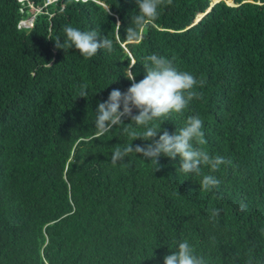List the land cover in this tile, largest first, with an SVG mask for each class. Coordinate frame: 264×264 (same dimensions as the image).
Segmentation results:
<instances>
[{"label":"trees","instance_id":"trees-1","mask_svg":"<svg viewBox=\"0 0 264 264\" xmlns=\"http://www.w3.org/2000/svg\"><path fill=\"white\" fill-rule=\"evenodd\" d=\"M216 1L166 0L128 40L136 0H0V264H164L184 239L208 264H264V0ZM65 26L96 30L112 51L58 49ZM152 54L203 81L200 99L153 123L171 134L203 120L194 146L231 161L210 192L209 169L185 174L179 157L133 152L113 166L116 147L151 141L95 127L98 104L142 80Z\"/></svg>","mask_w":264,"mask_h":264},{"label":"clouds","instance_id":"clouds-1","mask_svg":"<svg viewBox=\"0 0 264 264\" xmlns=\"http://www.w3.org/2000/svg\"><path fill=\"white\" fill-rule=\"evenodd\" d=\"M136 3L138 12L132 17V24L126 30L128 40L138 39L143 29L158 19L162 6H166V0H136ZM170 3L171 0H167V4ZM33 17L35 19V16ZM30 19L22 20L19 27L31 28L21 26L22 22ZM63 32V40L59 37L55 39L58 49L66 51L74 48L84 59L92 58L101 49L112 51V40L101 37L96 30L82 31L65 26ZM46 66L51 67L49 63ZM143 67L145 76L142 80L137 82L134 74L127 76L132 81L131 86L125 92L113 89L108 99L100 102L96 109L95 127L98 134L102 135L114 127L125 125L122 132L133 141H151L144 146L133 147L131 143L116 147L111 156V163L115 166L118 161L125 160L133 152L157 165L161 156L173 160L179 157V171L185 174L199 175L202 167L209 169L210 174L204 175L201 180L200 187L203 192H210L219 187L220 180L211 173L218 171L221 165L231 164V161L219 155L213 156L202 147L194 146V142L196 145L206 143L202 131L204 122L198 115L190 116L184 127L171 134L167 130L160 134L161 127L158 128L153 123L172 113H181L193 99H200L201 94L194 91V87L197 84L202 86L203 81H197L187 71H178L171 60L156 54L145 57ZM86 88V84L81 86L79 97L87 96ZM133 109L137 110L138 114L134 115ZM125 120L131 122L125 123ZM133 125L142 126L145 130L138 132ZM246 209L247 205L241 202L240 211L244 212ZM219 215L220 210L213 209L211 219L215 220ZM164 264H208V261L203 255H198L196 248L184 239L176 242L174 250L164 257Z\"/></svg>","mask_w":264,"mask_h":264},{"label":"rangeland","instance_id":"rangeland-1","mask_svg":"<svg viewBox=\"0 0 264 264\" xmlns=\"http://www.w3.org/2000/svg\"><path fill=\"white\" fill-rule=\"evenodd\" d=\"M215 3H217V2H215ZM233 2L232 1H228V4H230V5H233L232 4ZM34 9V8H33ZM33 11H35V13L36 12H38L39 10L38 9H34ZM199 18V17H198ZM33 19H34V17H32L30 20H28L27 22L29 23L30 22V24H32L33 23Z\"/></svg>","mask_w":264,"mask_h":264},{"label":"built area","instance_id":"built-area-1","mask_svg":"<svg viewBox=\"0 0 264 264\" xmlns=\"http://www.w3.org/2000/svg\"><path fill=\"white\" fill-rule=\"evenodd\" d=\"M20 2H23L24 0H19ZM21 26H23V27H32L33 25L32 24H30V22L28 23V22H22L21 23Z\"/></svg>","mask_w":264,"mask_h":264},{"label":"water","instance_id":"water-1","mask_svg":"<svg viewBox=\"0 0 264 264\" xmlns=\"http://www.w3.org/2000/svg\"><path fill=\"white\" fill-rule=\"evenodd\" d=\"M216 2H218V0H217ZM210 10H211V8H210ZM208 11H209V10H208ZM202 17H203V16H200V17L198 18V20L196 21V23H198V22L202 19Z\"/></svg>","mask_w":264,"mask_h":264}]
</instances>
